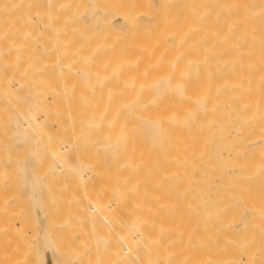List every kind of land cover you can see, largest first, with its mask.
<instances>
[{
  "label": "bare ground",
  "instance_id": "bare-ground-1",
  "mask_svg": "<svg viewBox=\"0 0 264 264\" xmlns=\"http://www.w3.org/2000/svg\"><path fill=\"white\" fill-rule=\"evenodd\" d=\"M211 2L0 0L26 264L37 207L55 261L62 228L72 264H264V0Z\"/></svg>",
  "mask_w": 264,
  "mask_h": 264
},
{
  "label": "rangeland",
  "instance_id": "rangeland-1",
  "mask_svg": "<svg viewBox=\"0 0 264 264\" xmlns=\"http://www.w3.org/2000/svg\"><path fill=\"white\" fill-rule=\"evenodd\" d=\"M218 6H219L218 0H214V2L210 3L211 16L215 15L214 9L217 8ZM25 189H26V171L21 167V165L12 163L11 167L0 168V206L3 208V213L0 214V222L5 223L2 229L0 228V255H1V251L2 252L5 251V254L8 255V259L4 262L0 261V264H26V243L23 240L24 229L20 227L21 226L20 219L24 218V220L26 221V193H25L26 190ZM33 211H34L32 215L33 225L35 224L36 227L38 226L37 228L43 230L44 228L43 220H42L43 213L38 207ZM69 223H70L69 225L67 223L68 228L73 227L75 229L73 223H71L70 220ZM16 224H18V227H16ZM71 224L72 226H70ZM21 228L23 229L22 231ZM65 229H67L66 226ZM41 230H38L35 237L33 238L34 241H37L39 239L40 241L43 240V242L40 243L38 242L37 244L34 243L35 246L38 245L39 248L37 249L38 252L37 258L40 261V264H72L73 260H75L74 257L77 255L78 252L77 250L78 248L74 246V243H76L77 245V241L75 240V234L73 232V229L72 230L69 229L68 233H70V235H68V233L65 232L66 230L61 231L62 230L61 228V230H58L60 232L57 231L58 232L57 236L59 237L57 238L56 236L55 239V241L57 240L56 243L58 247L61 246V249L65 251L67 250L66 255H68L67 257L69 259L66 262H63L59 258H56L55 261V257L53 256L54 254L50 248L49 241ZM70 230L72 231V233ZM108 230L111 231L110 228H108ZM108 230L105 229L106 232ZM114 230L112 231L114 234L111 232L109 233L107 232V233L116 240L117 238V237L115 238L116 228H114ZM69 236L74 237V238L71 237L73 241L72 239H70ZM91 239L92 238H89L88 241L86 242L89 243V240ZM23 242L25 243V246ZM115 244L117 245V243ZM64 246L65 248H63ZM113 246L114 244L112 243L111 247ZM73 248L76 249L75 252ZM113 248L115 249V247ZM111 249H109V252ZM70 252L72 253L74 252V254ZM112 253L113 250H111V253L109 254ZM114 254H118V251L117 250L114 251ZM4 257L5 255L3 254V258ZM16 258L18 260H16ZM116 259H117V255H116ZM115 262L118 263L117 260L114 261V264Z\"/></svg>",
  "mask_w": 264,
  "mask_h": 264
}]
</instances>
